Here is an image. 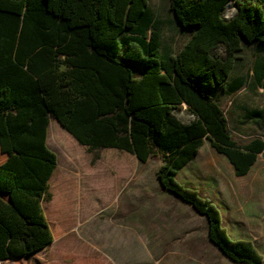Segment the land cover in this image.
<instances>
[{
  "label": "trees",
  "instance_id": "1",
  "mask_svg": "<svg viewBox=\"0 0 264 264\" xmlns=\"http://www.w3.org/2000/svg\"><path fill=\"white\" fill-rule=\"evenodd\" d=\"M168 10L188 34L173 54L161 52L148 0H0V262L53 243L42 209L57 166L46 144L53 120L88 153L158 157L161 189L204 218L213 247L233 264H264L252 242L228 238L214 205L175 180L205 142L236 177L264 149L238 145L216 102L242 86L228 79L245 48L264 57V0H168ZM183 106L187 123L177 118Z\"/></svg>",
  "mask_w": 264,
  "mask_h": 264
},
{
  "label": "rangeland",
  "instance_id": "2",
  "mask_svg": "<svg viewBox=\"0 0 264 264\" xmlns=\"http://www.w3.org/2000/svg\"><path fill=\"white\" fill-rule=\"evenodd\" d=\"M148 9L159 33L161 52L175 53L188 34L174 21L168 0H148ZM234 12L233 4L229 3L225 17L230 18ZM239 57L231 76L245 78V87H252L250 71L254 58L250 51H243ZM131 69L135 77H140L141 67L131 65ZM249 95L244 90L219 103L228 119L231 135L239 144L248 137L264 138V129L250 128L248 123L236 129L234 116L229 112L237 102L264 109V92L256 88L253 95ZM177 117L184 122L191 119L187 112H178ZM46 144L57 155V166L48 183L50 198L42 202L53 243L29 259H8L0 264H113L111 260L123 257L130 264H141L148 257L147 250L159 264H232L207 241L205 220L190 206L161 189L156 179L161 166L158 157L140 164L132 156L114 149L88 153L53 120L49 122ZM203 155H207V165L201 175L202 168L198 166ZM212 156L205 142L199 158L189 168L194 175L184 170L177 174L176 182L188 190H191V181L188 182L187 177L197 179V187L203 179L209 183L210 189L196 193L201 199H212L221 207L228 238L252 242L264 258V248L258 245L263 240H253L260 233L264 234V222L256 223L250 215L252 208L248 201L254 192L237 190L224 166L211 160ZM3 160L4 156L0 155V162ZM215 170L222 174L220 192L212 181ZM209 203L214 205L212 201ZM235 219L241 223L233 224ZM138 244L146 248L144 255ZM96 248L102 253L105 251V255L94 251Z\"/></svg>",
  "mask_w": 264,
  "mask_h": 264
},
{
  "label": "crops",
  "instance_id": "3",
  "mask_svg": "<svg viewBox=\"0 0 264 264\" xmlns=\"http://www.w3.org/2000/svg\"><path fill=\"white\" fill-rule=\"evenodd\" d=\"M226 19H229V18H226ZM243 51H250V54L254 58V67L250 71V75H251V78H252V81H253L252 83H253L254 87L253 86L252 87L251 86L250 87H245V83H246L245 82V78L233 77V76L230 75L228 80H229V83H230V85L232 87H233V85L238 84V83H241L242 86L240 88H238V89H235V91L232 92L230 95H227V96L226 95L225 96L218 95V96H216V102L218 103L219 107H220L219 103H220V101L222 99H226V98H229V97H232V96H237L240 92H242L244 90H247V92L250 94L249 97H251V95H253V92L256 91V88H257V90H260V91L264 92V57L262 55H260V54L258 55L254 51V49H252L250 47L249 48H245ZM167 54H173V53H167ZM220 109H221V107H220ZM184 110H185V106L182 107V111H180V112H185ZM229 112L231 114H233V116H234V124H235L236 129L239 128L241 125L247 124V123L250 126V128L254 126V127L259 128L260 130L264 129V109L251 108V107L247 106L246 104H243V103L241 104V103L237 102V103H235L232 106V108L229 110ZM223 114H224V117H225V120H226L227 128H228V130H229V132L231 134V131H230V128H229V122H228V119H227L226 114L224 113V111H223ZM190 117H191L190 120H192L193 116L190 115ZM189 121H186V122L182 121V122L187 123ZM246 139L247 140H245L244 142H241V144L237 143L235 140L234 141L240 146H245V145L249 144L250 142H252V140H259V141L264 143V138H262V137H253V138L248 137ZM203 148H204V144L198 150L197 155L185 167H183L178 173L183 172L184 170H188L189 174H193L194 175V172H190L189 168L194 163V161H196L199 158L201 150ZM208 148L210 149V151H212V154L214 155V156L211 157V160L217 161V162L221 163L224 166L227 174L231 177V179H233V182L235 184V188H237V190H239V191L244 190L245 192H249V191L254 192V193L250 194L252 199H250L248 201V204H250V206L252 208L251 211H250V213H251L250 215H252V217H254V220H255L256 223H263L264 222V149L260 153L257 154L256 161L250 167V169L247 172V174L242 176V177H236L235 174H234L233 168L228 163V161L223 156H220V155L216 154L209 146H208ZM118 152H122V153L128 154V153L123 152V151H118ZM128 155H130V154H128ZM130 156H132L135 159V157L133 155H130ZM205 158H207V155L206 156L203 155L201 157V161L202 162L199 163V166H198L199 168L200 167L202 168L201 169V171H202L201 175H204V168L207 165V162H205ZM188 173H187V175H188ZM213 174L215 176L212 179L213 184L214 185L216 184V186L218 185L219 188H217V190H218V192H220L221 189H222L221 188L222 182H221V179H220L222 177V174L220 172H218L217 170H215L213 172ZM186 180L187 181L188 180L191 181V184L189 183L191 185L190 188H191V190H193L195 192H198L200 189H210L211 188L209 186V183H207V182L205 183L204 179L201 180V182H200L201 184H200L199 187H197L198 186V184H197L198 180L193 178L192 176L187 177ZM201 185H207V186L204 187V186H201ZM205 198H207V197H205ZM207 200L214 202V206L219 210L220 219H221V226L225 229V227L223 225V213H222L221 207H219L217 205V202L213 201L212 199L207 198ZM202 219H204V218H202ZM233 222H234L233 224L241 223L240 221H238L236 219ZM128 235H129V233H128ZM206 236H207V225H206ZM259 238L262 239L263 241L259 242L258 245L264 248V234L260 233L259 237L258 238H253V240H257ZM137 239H140V237H137ZM207 241H208V238H207ZM139 244H140V242H139ZM139 244H138L139 251H140V253L142 255H144L145 252H146V248H144L142 245H139ZM144 249H145V251H144ZM94 251H96L98 253H101L102 255H105V251L102 253V252L99 251L98 248L94 249ZM147 255H148L149 258L147 256L146 257L144 256L146 261H143V263H141V264H148V263L149 264L150 263L151 264H159L158 261L152 260V258L150 256V251H148V250H147ZM123 258H120L117 261H114V260H111V261H112L113 264H130V261H127L126 259L124 260ZM10 260L18 261V260L11 259V258H10Z\"/></svg>",
  "mask_w": 264,
  "mask_h": 264
},
{
  "label": "water",
  "instance_id": "4",
  "mask_svg": "<svg viewBox=\"0 0 264 264\" xmlns=\"http://www.w3.org/2000/svg\"><path fill=\"white\" fill-rule=\"evenodd\" d=\"M11 259H13V258H11Z\"/></svg>",
  "mask_w": 264,
  "mask_h": 264
}]
</instances>
